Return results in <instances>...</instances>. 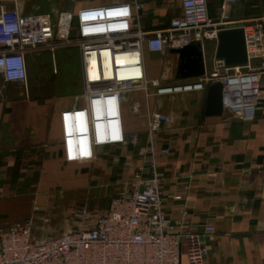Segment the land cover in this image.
<instances>
[{
  "label": "crops",
  "instance_id": "obj_1",
  "mask_svg": "<svg viewBox=\"0 0 264 264\" xmlns=\"http://www.w3.org/2000/svg\"><path fill=\"white\" fill-rule=\"evenodd\" d=\"M181 0H0V13L15 10L21 15L71 12L77 21L81 11L117 5L132 8L139 3V24L146 32L166 29L179 15ZM222 0H207L208 14L219 22ZM137 17L136 12H132ZM255 20L264 22V0H238L231 6L224 29L241 27ZM72 37L75 32H72ZM217 42L203 43L205 70L210 71ZM77 47H62L70 49ZM60 49V48H57ZM55 49V50H57ZM41 49L25 54L27 80L24 85L7 84L0 75V228H8L28 218L34 219L32 234L37 242L71 231L76 206L54 212L51 198L63 187L80 190L85 203L91 195V175L76 177L79 163L67 164L61 153L59 114L74 105L72 97L40 93L44 54ZM79 53V50H78ZM79 56V71L81 65ZM147 82L176 86L196 81L177 75L179 56L170 51H143ZM47 75V86L58 82ZM262 83V85H261ZM260 87L264 97V75ZM82 85V79H81ZM82 92V91H81ZM206 90L156 95L132 89L123 94L121 117L125 134L137 135L127 146H106L96 150L88 163L93 174L102 180L109 199L101 211L89 213L96 218L104 214L111 198L129 187L133 175L145 168L146 180L157 178L162 205L171 220L183 219L186 231L212 226L215 233L206 238V264H264V99L252 122H241L223 112L218 117L204 115ZM77 105H83L78 102ZM168 117L152 141L146 133L148 112ZM152 143L154 154L149 152ZM166 150L163 154L161 151ZM189 185L186 198L175 201L181 187ZM80 203V205H81ZM34 207L38 210L34 212ZM184 213L181 216V213Z\"/></svg>",
  "mask_w": 264,
  "mask_h": 264
},
{
  "label": "built area",
  "instance_id": "obj_2",
  "mask_svg": "<svg viewBox=\"0 0 264 264\" xmlns=\"http://www.w3.org/2000/svg\"><path fill=\"white\" fill-rule=\"evenodd\" d=\"M237 2L222 0L221 20L214 22L207 0H181L179 15L166 29L153 32L144 31L139 24V3L133 11L129 5L81 11L76 22L71 12H61L54 19L50 14L2 11L0 75L7 84L24 85L27 52L78 48L83 89L74 98V105L59 114L61 153L67 164L92 160L100 147L135 144L137 135L123 131L120 104L125 92L136 88L146 92L148 85L156 95H164L202 91L218 83L223 112L241 122H252L264 99L260 87L264 75L261 20L240 27L247 57L244 66L227 67L214 57L210 71L205 70L195 82L168 87L160 86L157 80L148 83L144 73V49L163 55L200 44L202 50L205 41L217 40L226 25L223 20ZM118 58L123 65L117 64ZM146 122L152 141L168 117L150 111ZM149 152L153 156L152 143ZM144 174L145 168L137 170L129 187L111 198L104 214L94 218L85 211L75 212L74 228L69 232L37 242L32 234L33 218L0 228V264H182L183 259L186 264H206V238L215 233L214 228L188 232L183 219L171 220L163 209L158 179L146 180ZM181 190L175 201L186 198L189 185H182ZM37 210L34 207V212Z\"/></svg>",
  "mask_w": 264,
  "mask_h": 264
},
{
  "label": "rangeland",
  "instance_id": "obj_3",
  "mask_svg": "<svg viewBox=\"0 0 264 264\" xmlns=\"http://www.w3.org/2000/svg\"><path fill=\"white\" fill-rule=\"evenodd\" d=\"M78 50L76 48L70 49H57L54 52L55 63L58 64L57 75L52 76L51 69L53 60L51 59V53L44 54L45 62L44 69H41L42 72L46 73L49 77H53L54 81L58 82V85L53 87H47L40 90V93L48 94H58L66 95V97L74 98L81 94L83 86L81 85L80 71H79V56ZM194 81V79H191ZM262 85V83H261ZM36 89V87H35ZM90 161V160H89ZM89 161H83L82 163L73 165L75 167L76 177L91 175V181L89 187L91 188L90 198L85 202L81 203L82 198L80 190H67L63 187H60L55 195L51 198L54 212L58 214L62 210L69 209V207L76 206L73 213V221L75 212L81 210L87 213H91L95 208L101 211L104 204L108 202L109 195L108 192L105 194L104 188L102 186V180L98 181L93 177L94 167H92ZM96 175V174H95ZM81 203V205H80ZM182 264H186L185 259H183Z\"/></svg>",
  "mask_w": 264,
  "mask_h": 264
},
{
  "label": "water",
  "instance_id": "obj_4",
  "mask_svg": "<svg viewBox=\"0 0 264 264\" xmlns=\"http://www.w3.org/2000/svg\"><path fill=\"white\" fill-rule=\"evenodd\" d=\"M216 42V59L223 60L227 67L246 65L247 57L242 28L219 31ZM170 52L179 56L177 70L179 78L198 79L205 74L204 56L200 44H191ZM222 113L221 86L216 83L207 89L204 115L218 117Z\"/></svg>",
  "mask_w": 264,
  "mask_h": 264
},
{
  "label": "flooded vegetation",
  "instance_id": "obj_5",
  "mask_svg": "<svg viewBox=\"0 0 264 264\" xmlns=\"http://www.w3.org/2000/svg\"><path fill=\"white\" fill-rule=\"evenodd\" d=\"M41 69H44V70H45L44 65L41 66ZM57 73H58V72L56 71L55 74H57ZM46 78H47V74L44 73V72H42V78L38 81V82L41 84V86H37V87H36V88H37V91L40 92V90H42L43 88H47V87H48L47 84H46V83H48V82L46 81ZM53 80H54V79H53ZM55 82H56V81H55Z\"/></svg>",
  "mask_w": 264,
  "mask_h": 264
},
{
  "label": "bare ground",
  "instance_id": "obj_6",
  "mask_svg": "<svg viewBox=\"0 0 264 264\" xmlns=\"http://www.w3.org/2000/svg\"><path fill=\"white\" fill-rule=\"evenodd\" d=\"M116 62H117V64H120V65H123V63H124V61L122 59H119V58L116 60Z\"/></svg>",
  "mask_w": 264,
  "mask_h": 264
}]
</instances>
